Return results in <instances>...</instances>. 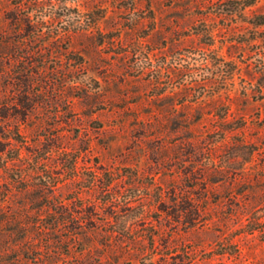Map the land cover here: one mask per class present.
Returning <instances> with one entry per match:
<instances>
[{
    "label": "rangeland",
    "instance_id": "1",
    "mask_svg": "<svg viewBox=\"0 0 264 264\" xmlns=\"http://www.w3.org/2000/svg\"><path fill=\"white\" fill-rule=\"evenodd\" d=\"M0 264H264V0H0Z\"/></svg>",
    "mask_w": 264,
    "mask_h": 264
}]
</instances>
